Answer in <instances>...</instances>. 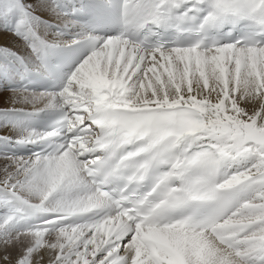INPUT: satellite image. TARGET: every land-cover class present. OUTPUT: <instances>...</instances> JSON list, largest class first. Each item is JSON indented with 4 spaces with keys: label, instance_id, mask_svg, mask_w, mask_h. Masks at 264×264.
I'll list each match as a JSON object with an SVG mask.
<instances>
[{
    "label": "snow or ice",
    "instance_id": "snow-or-ice-1",
    "mask_svg": "<svg viewBox=\"0 0 264 264\" xmlns=\"http://www.w3.org/2000/svg\"><path fill=\"white\" fill-rule=\"evenodd\" d=\"M0 31V264H264V0H0Z\"/></svg>",
    "mask_w": 264,
    "mask_h": 264
},
{
    "label": "rangeland",
    "instance_id": "rangeland-1",
    "mask_svg": "<svg viewBox=\"0 0 264 264\" xmlns=\"http://www.w3.org/2000/svg\"><path fill=\"white\" fill-rule=\"evenodd\" d=\"M1 32H3V31H1ZM5 33L9 34L13 38V40H10V42H2V41H0V46L14 48L16 43H19L17 38L15 36H12L11 33H9V32H5ZM14 42H16V43H14ZM7 95H8L7 93H4L5 97H7ZM5 106H8V105L5 104V103H0V107H5Z\"/></svg>",
    "mask_w": 264,
    "mask_h": 264
},
{
    "label": "bare ground",
    "instance_id": "bare-ground-1",
    "mask_svg": "<svg viewBox=\"0 0 264 264\" xmlns=\"http://www.w3.org/2000/svg\"><path fill=\"white\" fill-rule=\"evenodd\" d=\"M12 35V34H11ZM13 36V35H12ZM10 40H13V38L9 35V34H7V33H5V32H1L0 31V41H2V42H10ZM19 42V41H18ZM14 43H16V42H14ZM13 45V44H12ZM14 48H16V49H19V43H16V45H15V47ZM17 107H20L21 105H16ZM39 106H42V105H37V107H39ZM29 109H31V105H28L27 106Z\"/></svg>",
    "mask_w": 264,
    "mask_h": 264
}]
</instances>
